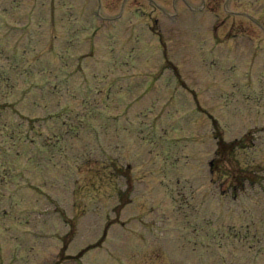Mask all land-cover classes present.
I'll return each mask as SVG.
<instances>
[{
  "label": "rangeland",
  "instance_id": "rangeland-1",
  "mask_svg": "<svg viewBox=\"0 0 264 264\" xmlns=\"http://www.w3.org/2000/svg\"><path fill=\"white\" fill-rule=\"evenodd\" d=\"M122 1L103 0V14L117 12L116 4L119 12L141 6L148 13L168 5ZM56 3L39 22L46 30L51 19L50 36L27 37L36 46L29 63L40 77L25 84L10 71L12 82L0 89L1 123L18 120L16 111L38 116L41 127L31 129L46 139L11 140L0 128V264H135L150 257L156 264H264V59L244 63L251 41L246 50L208 48L211 58L193 28L158 36L134 15L105 27L95 13L89 29L77 28L78 45L70 49L54 44ZM76 3L90 19L89 1ZM6 31L13 42L14 31ZM155 37L198 41V56L172 43L159 46ZM60 63L59 78L50 77ZM109 96L113 111L105 105ZM78 110L88 111L83 132L66 131L76 123L66 115L76 118ZM114 112L121 122H112ZM218 140H242L244 147L219 171ZM237 167L252 175L238 196L230 187ZM246 228L262 253L234 238Z\"/></svg>",
  "mask_w": 264,
  "mask_h": 264
}]
</instances>
